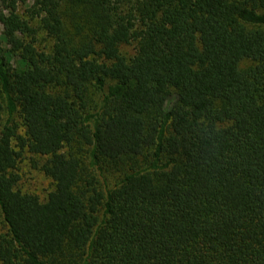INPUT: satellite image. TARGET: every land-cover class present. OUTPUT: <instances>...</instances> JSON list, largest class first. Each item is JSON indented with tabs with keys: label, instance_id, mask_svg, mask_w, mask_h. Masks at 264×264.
<instances>
[{
	"label": "trees",
	"instance_id": "16d2710c",
	"mask_svg": "<svg viewBox=\"0 0 264 264\" xmlns=\"http://www.w3.org/2000/svg\"><path fill=\"white\" fill-rule=\"evenodd\" d=\"M0 264H264V0H0Z\"/></svg>",
	"mask_w": 264,
	"mask_h": 264
},
{
	"label": "rangeland",
	"instance_id": "374dc122",
	"mask_svg": "<svg viewBox=\"0 0 264 264\" xmlns=\"http://www.w3.org/2000/svg\"><path fill=\"white\" fill-rule=\"evenodd\" d=\"M123 49L130 52V47ZM20 172L22 174V186L40 197H44L51 187L50 180L37 168H34L28 159L21 163Z\"/></svg>",
	"mask_w": 264,
	"mask_h": 264
}]
</instances>
